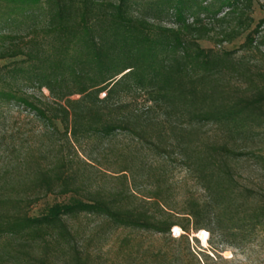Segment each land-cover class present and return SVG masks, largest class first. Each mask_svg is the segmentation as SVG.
Listing matches in <instances>:
<instances>
[{
    "label": "trees",
    "instance_id": "trees-1",
    "mask_svg": "<svg viewBox=\"0 0 264 264\" xmlns=\"http://www.w3.org/2000/svg\"><path fill=\"white\" fill-rule=\"evenodd\" d=\"M252 8L253 0H0V103L31 111L50 140L24 155L14 184L0 185V239L10 240L0 258L19 264L30 249L53 264V252L72 237L67 220L79 215L161 237L182 232L178 241L203 230L221 251L264 242V188L236 178V165L249 158L264 171V148H253L264 141V85L237 94L228 80L248 78L235 55L264 44V21L252 29ZM244 34L239 50L222 49ZM25 88L50 101L26 97ZM203 125L222 136L201 140ZM57 135L71 151L84 139L97 166L92 154L110 152L123 190L91 191L84 170L93 167L79 162L82 171L74 170L51 141ZM173 156L202 201L187 197L177 209L163 198L167 189L137 187V176L154 174L149 157L164 170ZM14 189L28 198L8 197ZM48 195L69 197L30 216Z\"/></svg>",
    "mask_w": 264,
    "mask_h": 264
},
{
    "label": "rangeland",
    "instance_id": "rangeland-1",
    "mask_svg": "<svg viewBox=\"0 0 264 264\" xmlns=\"http://www.w3.org/2000/svg\"><path fill=\"white\" fill-rule=\"evenodd\" d=\"M252 9L253 29L258 22L264 21V0H253ZM245 37L246 34L231 44L223 45L222 49L227 52L239 50ZM261 37L264 38V27L261 29ZM199 44L204 49L214 48V45L207 41H201ZM235 56L243 62L244 72L249 80L246 77H229L232 91L237 94L245 92L254 94L256 88L264 85V44L258 50L254 48L251 51H239ZM8 62H1V65ZM22 94L26 97L50 101L48 94L43 90L33 91L25 88ZM57 127L62 132L59 124ZM199 127L200 139L203 141L219 139L222 136V131L213 125ZM44 134V124L36 119L31 111L15 103H0V185L3 186L5 181L8 186L14 184L15 172L20 167L24 155L31 152L36 154L43 144L50 141ZM51 141L57 146V150H61L63 155L70 159L69 165L74 170L82 171L81 162L88 163L93 167V169L84 170V177L88 178L87 184L91 191L119 192L121 189L123 190L122 181L113 178L119 176L113 174L117 172L118 166L110 152H92L95 158L99 154L100 166H97L90 163L86 157V154H91V147L86 145L84 139L81 140L83 149L78 150L72 146L74 151L64 145L61 135L55 136ZM118 144L124 147L127 142L119 139ZM255 144L253 147L255 150L264 148V141L257 139ZM170 158L167 167L162 170L160 159L149 157L147 164L151 166L154 174L148 180L137 176V187L143 194L155 192V188L158 187L162 190L167 189V192L162 196L166 200H170L177 209H180L182 200L187 197L202 201L203 192L194 178L186 174L183 163L174 156ZM236 168V178L240 184H262V188H264V171L258 168L254 160L249 158L238 163ZM161 171H165V174L163 178L158 179L159 175H162ZM14 190L6 192L7 196L20 198V200L28 198V193L25 190ZM131 191L135 192L134 189ZM68 197L48 195L29 210V215L39 216L52 205L66 202ZM67 224L72 237L68 243L60 244L61 249L58 248V252H53L50 258V262L53 264H264V242L237 250L221 251L217 244L209 242V235L203 230L197 233L190 232L187 235V241H178L182 232L174 233L171 230L169 238L161 237L151 232L117 228L96 215H79L74 219L67 220ZM7 241H10L7 236H2L0 239V256L5 255L3 247ZM49 245L55 249L54 245ZM26 253L27 255H25ZM26 253L24 256H20L22 262L19 264H24L23 260L26 264H41L37 261L38 250L27 249ZM0 264L15 263L9 260L8 256H3L0 258Z\"/></svg>",
    "mask_w": 264,
    "mask_h": 264
}]
</instances>
